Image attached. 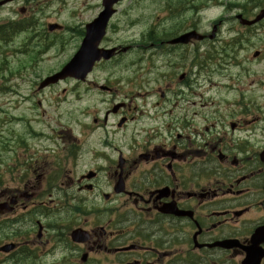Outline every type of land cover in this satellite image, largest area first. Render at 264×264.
Returning <instances> with one entry per match:
<instances>
[{
	"label": "flooded vegetation",
	"instance_id": "1",
	"mask_svg": "<svg viewBox=\"0 0 264 264\" xmlns=\"http://www.w3.org/2000/svg\"><path fill=\"white\" fill-rule=\"evenodd\" d=\"M106 1L0 0V43L37 30L49 50L73 46L61 51L67 62L103 29L97 48L114 50L108 63L133 52L143 60L139 91L129 87L101 124L115 118L112 133L126 137V151L99 148L98 119L80 121L78 134L61 132L52 147L40 144L51 140L42 134L29 135L38 142L32 145L18 139L11 167L0 171V206L13 202L9 212L0 207V264H264V118L239 102L222 116L208 102L189 114L196 105L189 99L199 97L189 78L195 64L210 60L221 29L236 22L204 21L213 0H117L105 17ZM66 6L74 20L50 21V11L58 18ZM189 33L199 38L171 43ZM103 87L110 96L118 90L113 81ZM105 159L106 167L98 163ZM6 175L12 187L3 189ZM100 185L110 191L79 196ZM54 195L74 214L65 212L49 230L36 218L45 217ZM98 196L122 212L99 213ZM80 204L94 208L80 214ZM26 221L31 226L19 229Z\"/></svg>",
	"mask_w": 264,
	"mask_h": 264
},
{
	"label": "rangeland",
	"instance_id": "2",
	"mask_svg": "<svg viewBox=\"0 0 264 264\" xmlns=\"http://www.w3.org/2000/svg\"><path fill=\"white\" fill-rule=\"evenodd\" d=\"M247 0H213L211 9L203 15L204 21H213L222 16L232 23V17L237 12H241L240 6ZM229 4L235 6H228ZM264 5V0H260L259 7L251 8L252 13ZM71 6H66V10L59 13L58 18L55 12L58 7L49 15L50 21L57 19L61 22L74 20L70 16ZM229 9V10H227ZM37 30H27L25 34L19 38H15L8 43L0 44V171L5 168H10L13 161V150L17 148V140L23 138L25 143L32 145L38 143L30 138L29 135L42 134L51 140H43L40 142L43 147L53 146V142L59 143L58 136L62 132H71L72 134L80 133L77 124L80 121H90L98 118L100 120L99 128L104 129L108 138H105L103 133L97 135L99 148L101 145H113L116 150L126 151V145L129 143L126 137L113 135L112 125L115 124V118L109 116L107 122L102 124L103 117L107 109L111 108V103H120L125 98V93L130 92L129 87L139 89L137 85L141 68H143V60L138 59L139 52H133L125 60L115 61L105 65H98L92 75L88 78V82H94L97 85H107L109 82H114L117 86V91L112 96L105 94L98 88L94 89L85 83H75L67 80L60 82L49 89L38 90L39 83L47 76L57 72L66 63L63 59L61 51L65 50V54L69 53L72 45L67 44L60 47H52L49 50V44L40 41L41 37L35 38ZM223 50V54L228 56V64L231 69L226 72L229 74V82L236 85L230 93L215 92L213 89L208 93L213 79L221 83V76L211 78L205 74V71L196 70L189 76L192 79L198 76L196 72L201 73L199 80L192 86V90L197 92L199 97L194 94L190 101L196 105L190 109L189 114L193 111L199 113L202 103L205 100L211 102L210 111H220L223 103H233L239 101L242 103L243 111L246 108L258 112L259 109L264 112V23L251 31L241 29L238 25L230 24L221 29L219 40L211 45V56L213 58L207 61V68H216L214 63L216 57H220L218 53ZM255 51L260 52L258 60L253 58ZM134 68H137V73ZM140 72V73H139ZM204 78V80H203ZM147 79L153 80L154 76L151 72L147 75ZM136 82V84H135ZM214 87L218 91H222L221 87L215 83ZM193 92V93H194ZM158 94L151 97L148 101L158 99ZM117 101V102H116ZM39 106V109L37 107ZM259 107V109L257 108ZM144 113L146 111L144 110ZM84 114V116H83ZM88 114L89 119L85 117ZM216 116H222L221 112H217ZM142 116L141 123L145 120ZM19 120V122H17ZM32 130V131H31ZM107 143V144H106ZM110 154L109 156H111ZM108 160L98 163L104 167L108 165ZM9 175L4 177L3 189L12 187L10 182L5 183ZM101 179L106 177V173L101 174ZM67 189V188H66ZM64 190H62L63 192ZM73 191V190H68ZM110 189L104 185H100L94 194L81 193L79 196L83 199L95 196L97 193L107 192ZM56 202L46 205L42 211L45 214L44 218L39 219L49 230L53 229L54 225H59L63 215L74 214V212L63 210V205L58 203L60 195H54ZM99 213L122 212L123 206L116 202L105 203L98 196ZM85 207L86 213L89 214L94 208L88 204H80ZM80 205H75L79 206ZM81 214V213H80ZM31 226L27 221L19 226V229H27Z\"/></svg>",
	"mask_w": 264,
	"mask_h": 264
},
{
	"label": "water",
	"instance_id": "3",
	"mask_svg": "<svg viewBox=\"0 0 264 264\" xmlns=\"http://www.w3.org/2000/svg\"><path fill=\"white\" fill-rule=\"evenodd\" d=\"M103 15L109 17L110 13H108V10H105ZM263 18L264 9L252 21L243 20L240 16L237 17L240 24L244 26H251L261 21ZM101 35L102 30H100L99 37L93 38L91 36H87L74 57L61 69L60 72L45 79L40 84V89H43L49 85L56 84L58 81L67 78L84 81L87 75L92 71V68L96 62H99L101 59L109 60L113 56V51L101 52L100 50H97V45L99 43ZM191 37H193V34L180 37L173 43H186ZM3 207L7 208V205H4ZM10 248L11 246L6 247L7 250H9Z\"/></svg>",
	"mask_w": 264,
	"mask_h": 264
}]
</instances>
